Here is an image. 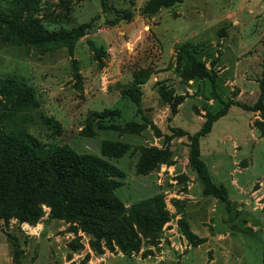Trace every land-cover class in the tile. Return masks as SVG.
<instances>
[{"label": "rangeland", "instance_id": "obj_1", "mask_svg": "<svg viewBox=\"0 0 264 264\" xmlns=\"http://www.w3.org/2000/svg\"><path fill=\"white\" fill-rule=\"evenodd\" d=\"M11 1L0 0V7ZM15 1L48 31L89 27L71 50L0 38V75L23 78L39 105L15 108L0 97V130L17 125L43 143L116 166L121 210L104 213L94 233L81 220L50 218L43 203L36 221H20L8 205L10 216L0 218V264H264V108L243 107L260 93L264 0H180L151 13L142 11L147 0ZM88 41L101 48L99 58ZM134 73L141 81L136 100L122 96ZM225 102L226 113L198 144L230 210L202 194L188 161L191 137ZM105 108L119 114L103 123L129 131L86 121ZM41 115L57 121L60 133ZM112 142L102 155V144ZM139 202L166 212L158 232L138 226L131 210ZM120 227L133 234L126 250L117 237L129 245L127 237L115 234Z\"/></svg>", "mask_w": 264, "mask_h": 264}, {"label": "trees", "instance_id": "obj_2", "mask_svg": "<svg viewBox=\"0 0 264 264\" xmlns=\"http://www.w3.org/2000/svg\"><path fill=\"white\" fill-rule=\"evenodd\" d=\"M180 0H147L143 12H155L161 7H169ZM104 4V0H100ZM19 3L12 0L8 8L0 7V38L4 40H27L37 45L42 51L54 46L68 45L71 50L75 41L85 34L88 23H82L69 30L55 29L48 31L36 19L25 17ZM94 56L99 58L100 47L88 41ZM102 52V51H101ZM74 62V61H73ZM74 69L76 65H73ZM139 74L134 73L132 84L122 90V96L136 100L139 96ZM0 97L20 107L19 102L38 107L34 89L15 75H0ZM264 97V71L260 80V93L257 101L251 105H243L250 110H262ZM230 102H225L214 112H208L202 127L191 137L189 165L195 170L202 185V194L211 195L226 202L230 210L229 200L222 185H215L210 178L207 166L200 158L198 138L210 131L211 125L226 113ZM13 116L15 110H13ZM119 110L105 108L101 111H91L86 121H96L99 128L116 129L120 132L129 131V126L123 127L116 123H103L104 119L118 116ZM2 117V116H0ZM45 126L60 133V125L52 118L41 115ZM105 124V125H104ZM11 130H0V218L10 216L11 205L20 221H36L42 215L41 204L50 207V218L78 219L84 226L88 225L96 231L95 222H104L103 214H112L121 210V205L114 196V189L120 183L117 177L120 170L101 157L89 153L79 154L67 145H56L41 142L35 135L19 130L17 125ZM264 129H260V135ZM103 143L102 155L106 154L107 146ZM81 188V191H80ZM10 191H13L12 193ZM14 197L13 203L9 201ZM131 210L137 216L138 226L150 232H158L167 219V214L161 208H148L144 202H139ZM116 237L124 234L127 237L125 245L119 237L117 241L122 250L133 246V234L124 232V227L115 231ZM131 249V248H130Z\"/></svg>", "mask_w": 264, "mask_h": 264}]
</instances>
